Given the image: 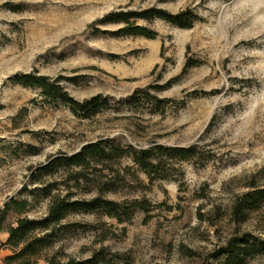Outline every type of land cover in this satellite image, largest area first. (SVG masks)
I'll return each mask as SVG.
<instances>
[{"label": "rangeland", "instance_id": "374dc122", "mask_svg": "<svg viewBox=\"0 0 264 264\" xmlns=\"http://www.w3.org/2000/svg\"><path fill=\"white\" fill-rule=\"evenodd\" d=\"M152 7L191 9L198 18L190 28L135 21L156 38L118 36L121 23L98 22L111 11ZM191 59L196 64L187 67ZM33 71L64 77L77 100L102 97L90 114L74 112L14 80ZM102 139L198 152L166 162L164 179L151 180L130 157L115 171L90 169L78 186L71 169L39 170ZM114 176L117 189L105 197L147 200L151 209L127 221L73 214L67 222L79 226L57 248L82 259L105 248L111 264H219L232 237L264 239V203L234 213L239 195L264 188V0H0V207L28 198L29 215L41 217L49 200L35 191L43 186L35 179L89 199ZM7 238L0 232V264L12 253Z\"/></svg>", "mask_w": 264, "mask_h": 264}, {"label": "trees", "instance_id": "16d2710c", "mask_svg": "<svg viewBox=\"0 0 264 264\" xmlns=\"http://www.w3.org/2000/svg\"><path fill=\"white\" fill-rule=\"evenodd\" d=\"M197 18L191 9L172 13L163 8L152 7L141 11H111L98 22L121 23L122 26L113 32L118 36L136 35L156 38V31L137 24L135 21L163 19L178 27L190 28ZM195 64L191 59L186 66L190 67ZM63 78L62 76L53 78L33 71L17 74L14 80L24 86L41 89L47 100L50 98L69 103L74 112L87 111L90 114L91 110H95L92 106H97L102 95L84 101L77 100L64 86ZM197 152L194 146L156 144L137 149L133 145H123L114 139H102L84 145L76 153L53 156L39 170L45 174H52L61 168L71 169V176L78 186L82 179L88 180L86 172L90 169L101 166L115 171L114 166L119 161L130 157L151 180L164 179L167 178L166 162L172 159H189ZM35 183L43 185L36 187L35 191H38L43 199L49 200L48 210L44 216L34 218L29 215L32 202L28 198L12 197L0 207V232L8 233L4 245L12 251L4 260L6 264H37L49 250H52V253L45 257L47 264H111L112 259H109L105 248L95 251L85 259L57 248V243L65 237L68 231L79 226L78 223L67 222V219L73 214L101 213L119 221H127L133 217L136 210L151 209V203L147 200L134 199L120 202L105 197L104 192L117 189L116 176L100 183L99 187H96L100 192L99 195L89 199L75 198L72 191L54 192L55 184L45 183L41 179H35ZM263 203L264 188L246 191L237 197L234 213L240 217L246 209L258 208ZM257 256L264 257V239L251 233H245L232 237L217 258L219 264H247L249 259Z\"/></svg>", "mask_w": 264, "mask_h": 264}]
</instances>
